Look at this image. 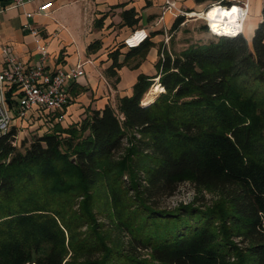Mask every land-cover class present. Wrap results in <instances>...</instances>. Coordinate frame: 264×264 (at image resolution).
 I'll list each match as a JSON object with an SVG mask.
<instances>
[{
	"label": "trees",
	"instance_id": "trees-1",
	"mask_svg": "<svg viewBox=\"0 0 264 264\" xmlns=\"http://www.w3.org/2000/svg\"><path fill=\"white\" fill-rule=\"evenodd\" d=\"M262 18L251 42L160 51L116 106L20 146L16 127L0 135V264H264ZM150 46L111 53L107 73ZM185 183L219 198L165 205Z\"/></svg>",
	"mask_w": 264,
	"mask_h": 264
},
{
	"label": "crops",
	"instance_id": "crops-1",
	"mask_svg": "<svg viewBox=\"0 0 264 264\" xmlns=\"http://www.w3.org/2000/svg\"><path fill=\"white\" fill-rule=\"evenodd\" d=\"M172 1L178 9L200 17L212 5L231 6L246 0ZM248 1L250 11L243 34L251 42L263 19L264 0ZM48 2L52 3L50 10L41 12L40 6ZM165 8L166 0H31L23 7L13 6L10 0H0V72L5 67L3 45L10 46L26 67L39 62L41 53L34 37L23 26L28 20L26 14L34 13L30 21L40 29L43 41L48 44L47 69L54 72L79 63L85 66L87 75L72 86L73 102L65 110V117L73 120L71 123L78 122L81 116L86 117L87 109L99 110L107 104L116 106V95H131L140 74H157L159 53L168 50L163 44L165 37H169L171 30L175 33L185 22L175 28L177 19L183 15ZM131 9L139 19L134 26L125 25L123 21V12ZM139 30L149 33L150 48L129 58L116 70L117 75H109L107 70L113 64L110 54L119 50V59L124 61L130 51L124 41ZM96 41L99 47L89 51V46Z\"/></svg>",
	"mask_w": 264,
	"mask_h": 264
},
{
	"label": "built area",
	"instance_id": "built-area-1",
	"mask_svg": "<svg viewBox=\"0 0 264 264\" xmlns=\"http://www.w3.org/2000/svg\"><path fill=\"white\" fill-rule=\"evenodd\" d=\"M10 1L13 6L23 7L31 0ZM217 5L222 6L221 4ZM51 6L52 3L48 2L41 5L39 10L47 13ZM235 6L238 8V21L234 23L233 32L224 35L220 31H213L207 21L213 35L236 37L244 33L250 3L246 0L223 7L231 10ZM165 10H176L178 15L183 16L189 14L178 9L172 0H166ZM26 16L28 20L23 26L34 37L41 53L40 60L35 66L26 67L10 46H2L5 67L0 72V135L9 132L13 127L19 129L23 123L34 125L37 122L44 124V132H47L50 127L64 121L65 110L73 102L71 88L87 75L83 63L66 69L58 68L54 72L49 71L46 67L49 58L48 44L43 41L40 29L32 25L30 21L34 13L28 12ZM148 37L149 33L146 30H139L126 38L124 43L127 48L131 49L137 47L140 42H144ZM136 39L138 42L132 43Z\"/></svg>",
	"mask_w": 264,
	"mask_h": 264
},
{
	"label": "rangeland",
	"instance_id": "rangeland-1",
	"mask_svg": "<svg viewBox=\"0 0 264 264\" xmlns=\"http://www.w3.org/2000/svg\"><path fill=\"white\" fill-rule=\"evenodd\" d=\"M212 8L213 7H208L203 13H207ZM214 39L215 35L210 32L207 21L204 18L188 14L185 15V22L175 33H173L172 30L171 32H169V37H165L163 44L171 52L179 53L183 49L187 48L190 44L205 43ZM131 64H133V61L130 62V65ZM157 83L158 79L155 80V84ZM151 91L152 89H150L149 92L145 95L144 100L149 97ZM117 97L118 95H116V101ZM81 119L82 116L79 120ZM71 121H73L71 118L68 119V117H65V120L60 122V124L63 125V127H67L71 124ZM44 129L45 125L40 122L34 123V125L23 123L21 126H19L16 144L20 146L22 140L25 138L29 141L32 140L35 136L43 134ZM218 198L219 196L217 193L203 189H197L193 184L185 183L180 186L178 192L174 197L165 201V205L177 206L180 203H189L195 201L196 199H198V202H212Z\"/></svg>",
	"mask_w": 264,
	"mask_h": 264
},
{
	"label": "bare ground",
	"instance_id": "bare-ground-1",
	"mask_svg": "<svg viewBox=\"0 0 264 264\" xmlns=\"http://www.w3.org/2000/svg\"><path fill=\"white\" fill-rule=\"evenodd\" d=\"M212 7L213 8L211 10L209 11L207 10L208 12L201 14L200 17L204 18L206 21L209 20L208 22L212 27L213 31H220L224 35H228L229 33H232L233 32L232 28L234 26V23L238 21V8L235 6L237 11L232 12L231 15L229 16H224L222 15V13L225 11H231L229 8H225L223 6L220 7L219 5L218 6L215 5V7L214 6ZM215 9H219L220 11L215 12L214 17H210L209 13L213 12ZM189 15H196V14L189 13ZM138 39H136L132 43H137ZM140 44L141 42L138 45ZM151 89L152 91L150 92L149 97L146 100H144V104L146 105L147 104L149 105V103L155 100L157 93H159L160 91H164V88L159 83L155 84Z\"/></svg>",
	"mask_w": 264,
	"mask_h": 264
},
{
	"label": "snow or ice",
	"instance_id": "snow-or-ice-1",
	"mask_svg": "<svg viewBox=\"0 0 264 264\" xmlns=\"http://www.w3.org/2000/svg\"><path fill=\"white\" fill-rule=\"evenodd\" d=\"M218 11H220V10H219V9H215L213 12H210V13H209V16H210V17H214L215 12H218ZM235 11H237V9H236L235 7H233V8L231 9V11H225V12L222 13V15H224V16H229V15H231L232 12H235ZM141 35H142V34H141Z\"/></svg>",
	"mask_w": 264,
	"mask_h": 264
}]
</instances>
